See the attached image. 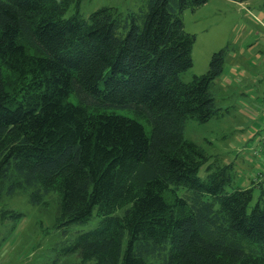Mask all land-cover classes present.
Returning a JSON list of instances; mask_svg holds the SVG:
<instances>
[{"label": "trees", "instance_id": "1", "mask_svg": "<svg viewBox=\"0 0 264 264\" xmlns=\"http://www.w3.org/2000/svg\"><path fill=\"white\" fill-rule=\"evenodd\" d=\"M207 2L83 19L79 0H0V200L55 194L62 231L96 210L99 225L62 250L75 264H264V195L249 211L252 189L227 191L230 166L183 137L219 113L226 49L181 79L195 43L182 15Z\"/></svg>", "mask_w": 264, "mask_h": 264}, {"label": "rangeland", "instance_id": "2", "mask_svg": "<svg viewBox=\"0 0 264 264\" xmlns=\"http://www.w3.org/2000/svg\"><path fill=\"white\" fill-rule=\"evenodd\" d=\"M227 1L208 0L195 11L183 13L184 31L195 37L191 53L193 66L182 75L183 82H190L194 76L203 75L211 56L222 49H226L224 69L229 73L233 69L231 60L241 53L242 48L247 47L246 53L251 49L249 54L255 56V53L261 52L260 49L264 47L263 30L262 37L256 36L253 31L261 29L256 28L255 22L246 14L245 8L242 9ZM145 2L146 0H79L78 13L83 19H88L90 14L102 8H113L125 14L137 11ZM263 3L264 0H249L248 8L254 15L258 11V6ZM75 12L76 9L72 5L66 17L72 16ZM259 98L256 102L260 104L264 100L261 102L263 98ZM119 113L127 115L125 111ZM206 124L187 120L183 137L204 148L208 154H214V151L221 150L224 146V140L218 135L217 124L213 126ZM207 141L211 142L212 147L207 145ZM199 176L205 178L203 169ZM226 190L230 191V188ZM177 194L182 197L187 193L179 189ZM258 194V191L253 192V202L249 211L254 206ZM44 202V205L34 206L29 203L26 193L12 198L3 197L0 200V264H75L79 261L74 255L62 254V250L75 235L92 231L99 225L100 218L97 217L96 210L85 224L73 225L62 231L54 228L58 204L56 195H49ZM4 211L19 213L21 216L14 219L10 213L2 214ZM122 212L123 210H120L116 215L120 216Z\"/></svg>", "mask_w": 264, "mask_h": 264}, {"label": "crops", "instance_id": "3", "mask_svg": "<svg viewBox=\"0 0 264 264\" xmlns=\"http://www.w3.org/2000/svg\"><path fill=\"white\" fill-rule=\"evenodd\" d=\"M227 2L242 9L244 7L256 28L261 29H255L254 34L262 37L264 3L258 6V11L253 15L248 8L249 1ZM246 49L242 48L241 53L231 60L233 69L229 73L223 69L221 76L211 86L210 92L219 113L206 125L217 124L218 135L224 140L221 150L209 155L221 166H230V190L252 189L253 192L258 191V198L264 195V47L260 49L261 52L256 51L255 56L249 54L251 49L246 53ZM259 97L263 98L260 104L256 102ZM206 143L212 147L211 142Z\"/></svg>", "mask_w": 264, "mask_h": 264}]
</instances>
